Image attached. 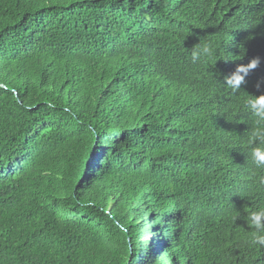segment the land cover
<instances>
[{
  "label": "trees",
  "instance_id": "1",
  "mask_svg": "<svg viewBox=\"0 0 264 264\" xmlns=\"http://www.w3.org/2000/svg\"><path fill=\"white\" fill-rule=\"evenodd\" d=\"M262 93L264 0H0V264H264Z\"/></svg>",
  "mask_w": 264,
  "mask_h": 264
},
{
  "label": "clouds",
  "instance_id": "2",
  "mask_svg": "<svg viewBox=\"0 0 264 264\" xmlns=\"http://www.w3.org/2000/svg\"><path fill=\"white\" fill-rule=\"evenodd\" d=\"M211 55L212 49L206 43L201 44L199 41L191 48V59L193 62L198 61L201 57H209ZM259 63V58H254L247 64H238L230 75L225 76L224 84L233 93L239 92L241 85L245 83L246 76L256 69ZM259 87L260 82L257 83V88ZM245 107L251 113L256 125L247 141L249 154L257 168H264V126H261L264 125V93L252 95L247 100ZM260 184L264 185V178H261ZM247 223L255 229L253 242L264 244V209L249 213Z\"/></svg>",
  "mask_w": 264,
  "mask_h": 264
}]
</instances>
